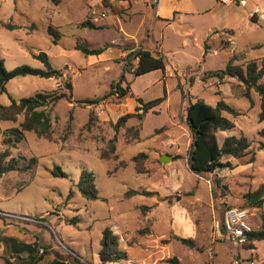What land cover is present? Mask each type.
I'll list each match as a JSON object with an SVG mask.
<instances>
[{"label": "rangeland", "instance_id": "rangeland-1", "mask_svg": "<svg viewBox=\"0 0 264 264\" xmlns=\"http://www.w3.org/2000/svg\"><path fill=\"white\" fill-rule=\"evenodd\" d=\"M102 1L62 0L54 5L49 0H0V59L5 68L45 69L36 58L44 53L50 66L62 73L58 79L15 78L0 95V104L8 106L11 99L18 102L37 93L67 95L47 107L50 140L27 132L16 146H5L2 140L12 138L23 116L15 123L0 121V154L9 153L5 162L14 158L24 166L32 158L37 160L26 173L0 177V264H23L27 259L26 252L17 253L10 238L20 245L45 248L47 254L37 264H49L56 257L101 264L98 253L104 228L118 235L119 249L126 253L118 264H232L234 260L264 264V241L253 244V257L246 246L215 242L211 231L213 218L219 219L224 207H245L244 195L264 183L259 95L251 90L249 98L244 97V85L233 78L222 84L216 78L202 79L223 70L233 55L239 57L238 65L264 56V0H245V6L238 5L239 0H166L165 14L176 7L170 22L155 19L156 0H106V5ZM85 21L99 28L79 27ZM77 43L106 50L102 56H86L75 49ZM139 47L160 53L166 71L140 77L129 73L137 60L127 66L126 58ZM122 74L132 97L120 101L110 97L96 106L80 103L105 95ZM66 82L72 85L70 93ZM164 89L168 103L140 120L129 119L114 132L119 117L134 113L135 98L149 102L162 97ZM220 99L239 115L223 113L234 128L218 132V143L244 136L253 162L246 163L249 157L232 159L230 168L197 175L188 166L192 138L186 108L196 100L215 106ZM91 111L95 120L88 128ZM173 114L175 126L169 123ZM165 154L171 161L162 163ZM57 168L64 177L54 176ZM87 172L94 177L96 200H86L76 188ZM127 190L156 195L126 198ZM142 207L149 210L143 212ZM247 209L261 226L264 206ZM73 218H78L75 226L67 222ZM176 238L191 239L194 248ZM41 253L39 249L37 256Z\"/></svg>", "mask_w": 264, "mask_h": 264}, {"label": "trees", "instance_id": "trees-1", "mask_svg": "<svg viewBox=\"0 0 264 264\" xmlns=\"http://www.w3.org/2000/svg\"><path fill=\"white\" fill-rule=\"evenodd\" d=\"M54 5H58L62 0H49ZM106 5V0L102 1ZM166 21V20H164ZM79 27L98 29L94 23L85 21L79 24ZM9 29V27H8ZM48 32L53 35L55 39L58 38L56 33H53L51 28H48ZM55 42V41H54ZM75 49L80 51L86 56H99L106 48L91 49L83 43H77ZM36 58L40 60L45 69H34L26 65L18 66L8 71L4 66V61L0 59V95L6 92V85L11 80L17 77L35 76L39 78H61L62 73L60 70L53 69L46 54L39 53ZM239 57L233 55L227 62L226 67L223 70L211 71L205 74L202 79L206 81L209 78H216L219 84H222L225 79L233 78L242 83L245 87L244 97L249 98L250 91L257 92L260 98L261 112L259 114V120L264 121V56L255 61H248L244 65L235 64ZM133 60H137L136 66L127 71L132 73L135 77H140L145 74L161 71L165 72L166 60L160 53H153L139 47L136 51H132L126 58L127 66H131ZM122 83L126 86L122 87ZM65 88L70 91L72 85L70 82L65 83ZM132 92L129 83L126 82L124 74L120 76L117 82H113L110 85L109 91L102 97L95 98L93 100L80 101L81 104L87 106L101 105L105 100L110 97H115L116 100H124L127 97H132ZM66 94L56 95L53 93H37L32 97L22 98L18 102L11 99V103L8 106L0 104V121H7L15 123L19 115L23 116V120L18 124L16 129L12 130V138L8 137L2 140V144L7 146H16L21 140L24 139L25 133L34 132L37 136L50 140L51 133V118L47 107H52L57 101L62 98H66ZM166 100V90L164 89L163 96L155 100L144 102L141 98H135L137 103L134 113H127L119 117L116 123L113 125L115 133L123 127L126 122L131 118L142 119L148 112L152 111L155 107H158ZM226 113L232 117H237L239 113L231 106H229L223 99H220L215 106H210L202 100H196L193 103H189L186 108V125L191 134V146L188 154V166L189 170L197 175L211 174L217 169L230 168V160L242 161L249 157L248 163L253 162V157L250 155V144L244 136L240 137H228L220 145L217 141V133L220 131H229L234 128V123L228 118L223 116ZM95 120V114L93 111L89 114V120L87 123L88 128ZM259 136L264 139V130H261ZM138 133H136L135 140H138ZM116 142L115 138L109 141L111 154L115 151ZM260 149H264V145H261ZM9 156L8 151L0 154V177L10 172H22L26 173L30 171L37 163L35 158L30 159L26 165L20 166L19 162L12 158L5 162V158ZM143 156V154L138 155ZM106 158L105 156L101 159ZM137 157L134 158V160ZM23 159V157H22ZM58 169V168H57ZM54 176L64 177L65 174L59 169L57 172H53ZM79 193L86 200H96L98 198V192L94 183L93 174L90 172L80 176L76 185ZM71 192L69 196H71ZM146 196L153 197L156 195L150 191H137L127 190L125 193L126 198H132L134 196ZM245 207L260 209L264 206V183L254 192H248L244 195ZM229 207V206H227ZM226 207V208H227ZM143 212L149 210V207H142ZM68 224L77 225L78 218H73L71 221H67ZM182 245L194 248V243L191 239L176 238ZM8 241L17 245V253L26 252L27 259L23 260V264H37L47 254V250L42 247H36V245H26L16 243L12 238ZM253 242L264 241V217L260 228L250 235V240L245 245L248 249L254 248ZM100 251L98 258L101 264H118L126 259V253L119 249V238L110 228H104L102 231V237L100 240ZM19 247V248H18ZM39 249H42L40 256H37ZM49 264H84L80 258H58L53 259Z\"/></svg>", "mask_w": 264, "mask_h": 264}, {"label": "built area", "instance_id": "built-area-1", "mask_svg": "<svg viewBox=\"0 0 264 264\" xmlns=\"http://www.w3.org/2000/svg\"><path fill=\"white\" fill-rule=\"evenodd\" d=\"M236 2L237 0H223ZM238 5L245 6V0H239ZM251 215V210L237 206L224 207L219 219L214 217L212 222V237L215 242L230 241L238 246H245L250 240V235L260 228ZM252 243H255L252 241ZM250 256L254 257V248L249 249ZM234 260L232 264H241ZM252 263V262H251Z\"/></svg>", "mask_w": 264, "mask_h": 264}, {"label": "crops", "instance_id": "crops-1", "mask_svg": "<svg viewBox=\"0 0 264 264\" xmlns=\"http://www.w3.org/2000/svg\"><path fill=\"white\" fill-rule=\"evenodd\" d=\"M166 0H156V2H155V7H154V12H155V19H157V20H169V21H167V22H170V21H172L173 19H174V16H175V12L176 11H174L175 9H176V7H175V4L170 8V10L168 11V14H165L164 13V5L166 4V2H165ZM176 2H177V0H176ZM95 25V24H94ZM96 26V25H95ZM97 27V26H96ZM105 52V51H104ZM104 52L101 54V56L104 54ZM166 71V70H165ZM165 103H168V97L166 98V100H165ZM160 109V106L159 107H157L156 109H155V111H158ZM150 113V112H149ZM148 113V114H149ZM151 113H152V111H151ZM176 114V113H175ZM175 114H173L172 115V117H171V119H170V121H169V123H170V125H172V126H175V124H176V121H175V118H174V115ZM165 155H167V154H165ZM164 155V156H165ZM169 156V155H168ZM170 157V156H169ZM170 161H171V157H170Z\"/></svg>", "mask_w": 264, "mask_h": 264}, {"label": "water", "instance_id": "water-1", "mask_svg": "<svg viewBox=\"0 0 264 264\" xmlns=\"http://www.w3.org/2000/svg\"><path fill=\"white\" fill-rule=\"evenodd\" d=\"M170 160V157L168 155H165V156H162L161 159H160V162L162 163H166ZM224 169V168H222Z\"/></svg>", "mask_w": 264, "mask_h": 264}]
</instances>
